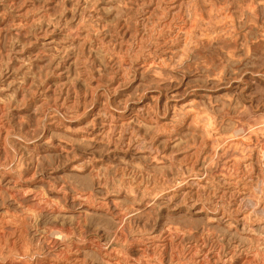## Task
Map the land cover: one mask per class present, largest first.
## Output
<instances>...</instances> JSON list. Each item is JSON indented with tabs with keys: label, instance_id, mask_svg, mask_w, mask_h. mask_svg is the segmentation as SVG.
I'll use <instances>...</instances> for the list:
<instances>
[{
	"label": "rangeland",
	"instance_id": "obj_1",
	"mask_svg": "<svg viewBox=\"0 0 264 264\" xmlns=\"http://www.w3.org/2000/svg\"><path fill=\"white\" fill-rule=\"evenodd\" d=\"M0 264H264V0H0Z\"/></svg>",
	"mask_w": 264,
	"mask_h": 264
},
{
	"label": "bare ground",
	"instance_id": "obj_2",
	"mask_svg": "<svg viewBox=\"0 0 264 264\" xmlns=\"http://www.w3.org/2000/svg\"><path fill=\"white\" fill-rule=\"evenodd\" d=\"M22 100V99H21Z\"/></svg>",
	"mask_w": 264,
	"mask_h": 264
}]
</instances>
